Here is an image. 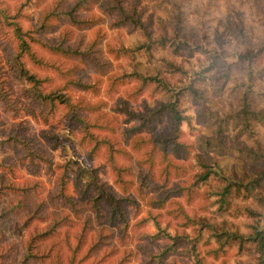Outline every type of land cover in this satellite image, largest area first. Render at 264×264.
I'll return each mask as SVG.
<instances>
[{
    "label": "trees",
    "instance_id": "obj_1",
    "mask_svg": "<svg viewBox=\"0 0 264 264\" xmlns=\"http://www.w3.org/2000/svg\"><path fill=\"white\" fill-rule=\"evenodd\" d=\"M155 1L157 7H166L174 16L170 36L167 28L160 25V35L153 37L149 23L141 19L135 6L128 7L127 0H17L14 5L7 0H0V34L9 32L14 41L13 54L6 62L10 68L17 70L16 75L20 80L29 84L27 89L32 98L38 102L42 119L48 122L57 108H65L69 120L80 124L82 140L93 142L92 150L105 147V160L114 174V183L121 193H128L131 184L136 183L138 195L135 198L119 196L111 186L107 189L98 187L94 196L89 197V186L85 185L78 199L73 200L64 192L65 177H60L61 182L55 195H61L73 217L79 218L84 212L83 205H87L85 202H92L89 206L92 212H87L83 218L80 232L75 235V243L72 245L68 236L62 241L70 253L65 264H79L85 258L92 256L99 246L105 245L106 243L102 242V238L106 235L104 230L116 226L117 229L119 228L118 225L113 226L115 222H111L117 214L121 221L119 237L124 239L128 220L122 215V208L129 203L138 209L139 202H143L148 209L162 212L163 216L174 222V233L164 234L170 243L157 252L145 250L144 254L147 258L143 260V264H162L166 256L173 252L179 239H186L190 243L192 264H264V211L256 210L248 204H234V193L242 202H249L250 190L246 183H239L223 174L217 161L219 155L227 153L230 156L237 155L255 162L256 165L246 174L254 175L253 183L260 186L262 196L264 195V141L258 138L256 130L258 125H264V107L260 105V102L264 101V89L260 88V82L264 80V63H262L264 39L256 46H249L247 42L249 30L242 21L233 23L234 36L241 48L231 54L236 56L237 62L244 70L230 82V65L226 63V68L218 75L222 85L230 83L228 87L235 97V106L226 112L208 110L214 126L210 135L194 129L191 125V116L186 114V107L183 106L188 99L191 102L203 101L204 93L198 83L206 81L207 76L203 72H195L187 84L173 86L166 101L152 105L145 102L142 107L143 112L138 114L126 108L125 98H119L123 109L120 110L118 105H110L105 98L92 102L69 93V89L74 88L98 97L102 93H116L120 86L131 84L127 98L134 100L149 84L158 89L166 86V80L159 74L142 71L137 64L130 65L129 71L122 63L111 64V61L103 56L106 54L109 59L118 61L124 55L142 51L150 57L151 51L156 47L170 44V38L177 40L172 43L174 48H178L181 44L189 47L188 42L184 40L185 37L179 36V29L187 18L183 11L184 3L189 0ZM207 7L208 2L203 12L198 8L194 10L199 21H203L202 17ZM110 15L114 18L107 24L108 28L118 29L127 26L131 31H138L141 34L142 42L134 48L123 45L120 48H113L106 41L105 49L99 48L97 43L100 38V25ZM21 18L28 21L27 27L20 23ZM158 20L163 22L162 18ZM262 21L264 25V17ZM96 27L95 36L90 40H86L85 35L80 33ZM219 55H210L211 64L204 70L205 73L214 69L216 61L220 59L221 55ZM50 57L69 61L70 65L63 68ZM26 61L37 68L51 69L56 76L62 78V84L51 90L42 89V82L49 76L41 77L32 72L26 66ZM165 63L172 67V72H177L184 78L188 76L182 66L168 60H165ZM86 68H90L93 73L90 78L83 80ZM24 92L26 94V90ZM0 100L4 107L11 106L3 90L1 72ZM121 111L126 115L123 126L121 121L117 120ZM183 124L186 125L188 134H185L182 128ZM230 128L235 130L236 137L242 136L244 142H250V145L227 146L225 135ZM1 144H9L15 150L20 149L23 152V156L19 157L21 160L27 158L33 161L39 157L48 165L52 164V159L44 155L45 149L40 146L33 147L30 140L18 134L0 136ZM133 154H139V157L133 158ZM118 155L134 163L119 164ZM1 167L10 168V165L0 163ZM135 167L142 168V175L136 181L133 180ZM15 185L12 180L5 179L4 173H0V198L16 190ZM21 190L27 192L29 188L24 187ZM28 194L25 193V196ZM197 199L200 204L195 206L194 202ZM14 200L22 201L20 197ZM10 201L11 199L8 201V207L1 210L0 220L6 215L8 218L11 217L10 222L14 220L16 232L27 228L36 215H40V220L45 217L37 202L33 206L24 208L22 212H17L18 205L15 203L10 205L12 204ZM102 201L110 206L107 211L108 223L104 221V216L101 214L103 209L99 207L100 204H104ZM252 201L250 203H253ZM80 207L82 212L79 210ZM89 207L87 206V209ZM225 213L251 219V222L244 224L247 231L241 232L236 225L228 227L224 220L218 223L216 219L222 218ZM5 223V221L0 222L1 236H4V232L8 230ZM155 224L159 227L157 221ZM56 225L57 222H48L42 229L29 234L22 248L23 259L29 261V264L36 261L64 264L61 241L55 238ZM88 229H93L96 238L88 244L84 255L77 259V252L84 245ZM48 239L49 243H46ZM38 245L42 249H38ZM234 245L238 250H243V247L247 246L248 250L245 251L259 256L254 261L227 260L226 253ZM125 249L114 264H125L137 256L131 249Z\"/></svg>",
    "mask_w": 264,
    "mask_h": 264
},
{
    "label": "rangeland",
    "instance_id": "obj_2",
    "mask_svg": "<svg viewBox=\"0 0 264 264\" xmlns=\"http://www.w3.org/2000/svg\"><path fill=\"white\" fill-rule=\"evenodd\" d=\"M14 5L17 0H7ZM21 1V0H18ZM208 2V9L202 17L203 21H199L198 15L194 10L198 8L203 12L205 4ZM128 7L135 6L137 13L140 14L143 21L149 23V29L153 37L160 35V25L167 28L168 35H171L174 22V16L164 6L157 7L155 0H127ZM32 9H30V12ZM184 14L187 16L184 23L179 29V36L185 37L189 47L183 44L178 48H174L172 43L177 42L176 39L170 38V44L166 46H158L151 51L152 56L145 55L142 51L134 52L132 55H124L118 61L109 59L106 54L103 56L111 61V64L122 63L127 70L130 71V65H138L142 71L150 74H159L166 80V86L158 89L154 85H147L142 93L134 100L127 98V92L131 88V84L120 86L116 93H102L98 97L90 96L87 92L69 89L70 94L81 96L89 101H97L99 98H105L110 105H118L122 109L121 99H127L126 108L134 114L143 112L142 107L145 102L154 104L159 101H166L169 98L170 90L173 86H181L187 84L190 78H193L195 72H203L207 76L206 81H199V86L203 90V101H193L188 99L183 103L186 107V114L191 116V122L194 129L200 130L206 135L211 134L214 128L212 118L208 115V110L213 112H226L235 106V97L229 90V84L222 85L218 75L226 68V63L230 65L231 80H235L242 73L244 68L237 62L234 54L241 47L234 36L232 25L234 22L242 21L246 29L249 30L247 38L248 45L253 47L260 44L264 39V25L262 18L264 17V0H189L184 3ZM27 12H29L27 10ZM114 16H107L105 21L100 25L98 47L105 49L107 41L113 48L127 46L136 47L142 42L143 37L138 31H131L127 26L110 29L109 22H112ZM158 18H162L163 22H159ZM20 23L27 27L29 25L25 18L20 19ZM241 24V23H238ZM95 29L82 31L86 40H90L95 36ZM54 36V34L52 35ZM174 40V41H172ZM14 41L10 37V33L0 34V72L3 83V90L6 98L11 106H3L0 100V136L7 134H18L22 138L30 140L32 146H40L45 149V156L52 159V164L48 165L45 161L37 157L31 161L27 158L19 159L23 156V152L15 150L9 144L0 145V163L9 164L10 168L1 167L0 173L5 174L6 180H12L16 185L14 191H10L0 198V219L1 210L8 207V201L11 199L10 205L13 203L18 205L17 212H22L24 208L33 206L35 202L40 204L41 213L45 216L40 220V215H36L35 219L30 222L23 231L16 232L14 220L10 222L8 216H4L1 221H5L8 230L4 232V236L0 234V264H29V261L23 259V246L31 232H36L48 222H57V234L55 238L61 241V255L64 256L65 264L69 256V251L65 247L64 238L68 236L69 241L73 245L75 243V235L80 232L81 224L86 213H91L89 206L91 201L85 202L84 212L81 210L80 217H73V213L68 205L64 203L61 195L55 193L59 188L60 177H65L64 192L71 196L73 200L78 199L79 194L85 185H88V196H94L98 187L107 189L108 186L122 197H137L136 183L133 182L128 193H121L118 186L114 183V174L105 160L106 149L104 146L92 150L93 142L90 140H82L81 126L78 123L71 122L69 115L66 114L65 108L59 107L56 113L52 115L48 122H45L39 113V104L32 98L28 91L29 84L20 80L16 73L17 70L12 69L6 62L13 54ZM220 54L214 66V69L204 72L212 60L210 55ZM55 63H59L61 67L67 68L70 64L58 57H50ZM165 60L172 61L182 66L188 76L180 75L172 72ZM261 62H259L260 64ZM264 63V61L262 62ZM26 66L41 77L49 76L41 87L44 90H51L53 87L62 84V78L56 76L51 69L37 68L26 61ZM208 66V67H207ZM84 71V70H83ZM83 80L92 76L90 68L85 69ZM200 82H202L200 84ZM260 88L264 89V80L260 82ZM26 90V94L25 91ZM121 98V99H119ZM264 107V101L260 102ZM117 120L121 121L125 118L124 111L119 112ZM135 120L132 121L134 123ZM185 134L188 130L185 124L182 126ZM257 135L261 141H264V125H258ZM235 130L230 128L225 135V144L227 146L242 147L250 142H244L242 136L236 137ZM102 135V133H99ZM189 136V135H188ZM190 138V137H189ZM40 150L39 148H37ZM139 157V154H133V158ZM119 164H133V161L118 155ZM221 172L232 180L239 183L243 182L248 185L251 193L249 202L241 200L234 193V204L251 205L254 209L264 211V195L262 196L260 186L253 183L254 175L246 174L256 163L250 159L243 157L230 156L227 153L217 157ZM33 163V164H32ZM2 166V165H1ZM133 180L136 181L142 175V168H134ZM133 171V170H132ZM131 177V176H130ZM24 187L29 188L27 192L22 191ZM90 189V190H89ZM25 193H29L25 196ZM53 194V195H52ZM20 197L25 203L15 202V198ZM252 199H254L252 201ZM253 203H250V202ZM102 203H104L102 201ZM200 201L197 199L194 205L197 206ZM87 206L89 209H87ZM101 214L104 216L106 223L110 206L107 203L99 205ZM188 209L190 207H187ZM192 208V207H191ZM214 209V208H212ZM155 209H148L143 202H139V208L135 209L133 204L126 203L122 208V215L128 220L127 233L124 239H120L121 224L120 216L117 214L111 222H115L116 227L105 229L102 242L106 244L99 246L92 256L85 258L79 264H114L119 260L121 252L132 250L137 254L133 260L125 264H143V260L147 257L145 250L157 252L162 247L168 245L170 241L164 235L165 232L174 233V222L167 216H163L162 212ZM16 216H18L15 213ZM215 215V214H213ZM218 217V216H216ZM218 223L224 220L228 227L236 225L241 232H246L245 223L251 222V219L242 215H232L225 213L222 218L218 217ZM159 223V227L155 222ZM189 233V229L186 230ZM93 229H88L85 235V242L82 248L77 252V259L81 258L89 243L96 237ZM46 243H49V239ZM190 243L186 239H179L177 246L173 252L168 254L162 264H192V254L189 252ZM42 247L38 245V249ZM248 247L244 246L243 250H238L236 245L232 246L226 253L227 260L238 259L242 261H254L258 256L256 253L249 254ZM256 254V255H255ZM31 264V263H30ZM32 264H48L43 262H32Z\"/></svg>",
    "mask_w": 264,
    "mask_h": 264
}]
</instances>
